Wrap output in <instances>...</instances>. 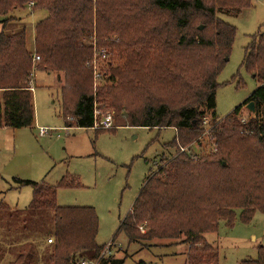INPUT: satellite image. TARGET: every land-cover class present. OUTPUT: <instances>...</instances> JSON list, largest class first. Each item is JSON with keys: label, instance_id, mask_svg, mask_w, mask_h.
I'll list each match as a JSON object with an SVG mask.
<instances>
[{"label": "trees", "instance_id": "1", "mask_svg": "<svg viewBox=\"0 0 264 264\" xmlns=\"http://www.w3.org/2000/svg\"><path fill=\"white\" fill-rule=\"evenodd\" d=\"M252 2L0 0V129L35 127L31 84L37 64V71L60 74L66 126L92 129L99 106L113 114L115 129L177 131L165 145L157 171L147 178L121 221L111 242L113 254L99 264L126 263V257L116 258L121 247L115 243L121 235L128 247L133 244L141 250L160 247L154 240L170 242L162 248L186 247L185 264H220L219 249L205 235L216 233L222 221L233 227L238 214L241 222L249 224L258 212L264 213V31L252 37L242 64L258 81V88L228 116L214 113L218 77L236 36V28L220 16H238ZM27 10L47 13L34 27V48L28 47L26 29L6 32L19 18L15 12ZM93 35L100 49L116 55L108 62L111 85L98 93V100L111 110L98 103L92 89L94 46H88L87 40ZM251 102L255 113L246 110ZM205 120L217 138L218 153L198 160L187 153L176 156L179 147L200 137ZM71 180L66 175L52 186L16 179L20 186L33 189L25 212L37 217L38 212L51 211L54 216L49 248L38 257L44 264L96 261L109 245L97 242L99 218L94 208L58 206V190L72 187ZM140 226L146 228L145 234ZM11 251L17 256L9 264H39L32 243ZM2 254L0 250V258ZM242 264H264V247L259 248L258 260Z\"/></svg>", "mask_w": 264, "mask_h": 264}, {"label": "rangeland", "instance_id": "2", "mask_svg": "<svg viewBox=\"0 0 264 264\" xmlns=\"http://www.w3.org/2000/svg\"><path fill=\"white\" fill-rule=\"evenodd\" d=\"M28 7L31 8V5ZM15 14L19 18L7 26L6 32L11 34L26 29L29 32L28 47L32 48L34 27L47 17V13L27 10ZM220 17L236 28L229 60L218 77L220 87L214 113L224 118L244 103L259 86L242 64L252 37L264 31V0H253L251 8L238 16ZM2 28L3 24L0 23V31ZM97 42L96 35L87 40L88 46H94L92 89L98 103L111 110L98 100V93L104 86L111 85L108 82V62L116 55L115 52L111 54L108 48L100 49ZM34 67L31 86H34L35 127L0 129V250L3 251L0 264L15 260L17 255L11 250L16 245L26 243L34 244L38 252L37 261L44 264L43 256L42 260L38 257L49 248L47 238L54 231L51 211L38 212L37 217L25 212L33 200V189L20 186L16 179L56 186L63 177L71 175L73 186L58 190V206L94 208L99 218L97 242L107 246L114 239L121 221L130 213L147 178L157 171L165 145L177 136L174 128L161 131L144 127L97 130L66 126L58 79L60 74L37 71V64ZM99 73H102L101 78ZM68 119L70 121L72 117ZM40 127L50 128L54 132L42 137ZM182 146L184 151L179 147L176 156L187 153L192 160L218 153L217 138L213 137L209 126H204V132L198 139ZM2 205H7L9 210L2 209ZM139 230L141 234L146 233L145 227L140 226ZM205 239L219 249L220 264L258 260L259 248L264 247V213L258 212L249 224L241 222L239 214L233 227L222 221L217 232L205 235ZM154 242L160 247L141 250V246L133 244L128 247L127 239L121 235L116 240L121 245L116 258L126 257L125 264L141 261L148 264H185L186 247L162 248L163 245H170V242Z\"/></svg>", "mask_w": 264, "mask_h": 264}, {"label": "built area", "instance_id": "3", "mask_svg": "<svg viewBox=\"0 0 264 264\" xmlns=\"http://www.w3.org/2000/svg\"><path fill=\"white\" fill-rule=\"evenodd\" d=\"M40 59L39 56H36L35 57V61H38ZM94 67V66H93ZM31 90L33 91V88H31ZM100 118V121H98ZM208 120H205L203 122V125L204 126H208L209 123ZM244 122V120H243ZM94 128H97L100 129V130H110V129H113L114 128V118H113V114L109 111H105V110H98L97 111V108H96V111H95V124H94ZM39 132H40V136L42 137H46V136H50L52 135V133L54 132V130L50 129V128H44V127H40L39 129ZM181 148V151H184L183 147H180ZM49 242H51V240H49ZM113 244L112 243H109V245L106 247V249H104V251L102 252L100 258L96 261H82L81 264H99V261L104 257V258H107L109 256H111L113 254V251H112V246ZM115 245L117 247H121L120 244H116Z\"/></svg>", "mask_w": 264, "mask_h": 264}, {"label": "water", "instance_id": "4", "mask_svg": "<svg viewBox=\"0 0 264 264\" xmlns=\"http://www.w3.org/2000/svg\"><path fill=\"white\" fill-rule=\"evenodd\" d=\"M200 29L202 30L203 27H200ZM247 109L250 113H255V104L253 102L249 103L247 105Z\"/></svg>", "mask_w": 264, "mask_h": 264}, {"label": "crops", "instance_id": "5", "mask_svg": "<svg viewBox=\"0 0 264 264\" xmlns=\"http://www.w3.org/2000/svg\"><path fill=\"white\" fill-rule=\"evenodd\" d=\"M32 84H33V81H32ZM32 88H33V91H34V86ZM35 125H36V111H35Z\"/></svg>", "mask_w": 264, "mask_h": 264}]
</instances>
